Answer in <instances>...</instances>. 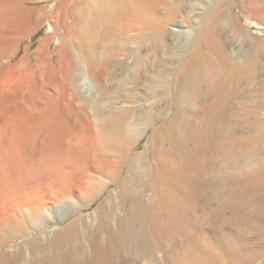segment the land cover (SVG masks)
I'll list each match as a JSON object with an SVG mask.
<instances>
[{
    "label": "bare ground",
    "instance_id": "6f19581e",
    "mask_svg": "<svg viewBox=\"0 0 264 264\" xmlns=\"http://www.w3.org/2000/svg\"><path fill=\"white\" fill-rule=\"evenodd\" d=\"M50 1L0 0V264H103L113 258L116 247L121 249L117 241L123 242L124 234L119 240L115 231L120 222L126 233L133 228L132 205L124 207L121 220L115 214V184L123 177L120 183L127 186L135 162L126 103L144 107L162 81L159 66L157 87L149 81L146 64L134 62L129 43L135 23L165 16L160 9L165 3L57 0L54 8L41 5ZM199 1L204 10L197 16L206 15L210 31L215 27L214 32H224V17L243 30L247 39L234 43V48L255 39L240 24L242 17L248 18V25L260 27L264 22V0ZM44 28L47 34L32 49L33 37ZM26 41L30 43L24 45ZM145 56L142 50L140 57ZM159 133L160 127L153 138ZM193 165L199 183L203 168L199 161ZM185 166L181 161L177 193L170 186L164 196V179L157 168L158 200L134 207L153 213L172 201L188 212L187 191L196 179L187 176ZM230 182L225 206L235 203L245 189L241 181L237 186ZM68 243L88 244L92 250L88 254L81 248L75 251L79 258L68 262ZM101 243L107 244L105 252Z\"/></svg>",
    "mask_w": 264,
    "mask_h": 264
},
{
    "label": "rangeland",
    "instance_id": "374dc122",
    "mask_svg": "<svg viewBox=\"0 0 264 264\" xmlns=\"http://www.w3.org/2000/svg\"><path fill=\"white\" fill-rule=\"evenodd\" d=\"M56 2L41 5L54 8ZM164 3L160 9L165 16L150 17L143 25L136 22L129 43L134 62L146 64L149 81L158 85L157 66L162 71V81L160 88L153 89L156 93H149L144 107L126 103L134 133L131 157L135 162L127 186L120 183L123 177L115 184L119 187L115 214L121 220L124 207L132 205L133 228L126 233L120 222L115 231L116 239L124 234L123 242L117 241L121 249L116 247L113 258L102 263L264 264V22L257 27L248 25L247 17L240 19L243 29L253 32L255 39L245 42L253 48L252 54L244 45L233 47L247 38L228 17L220 22L224 32L219 28L214 32L215 27L210 31L206 15L197 16V11L204 10L199 0ZM220 10L223 13L225 8ZM47 32L44 28L33 37L32 49L37 48L38 40ZM210 32L215 34L214 38ZM142 50L146 54L144 59L140 57ZM145 118L146 125L142 123ZM159 127L160 136L153 138ZM200 147L204 151L199 152ZM181 161L189 178H197L193 163L199 161L204 169L200 184L194 179V187L187 191L188 212L177 209L172 201L162 211L153 213L135 208L139 202L151 204L158 200V169L164 179V196L170 186L177 193ZM230 181L233 186L241 181L245 189L234 205L225 206ZM100 232L104 234L102 229ZM119 242L123 243L121 247ZM79 244L66 245L68 262L78 257L75 251L81 248L90 254V245ZM99 246L104 251L107 244Z\"/></svg>",
    "mask_w": 264,
    "mask_h": 264
}]
</instances>
